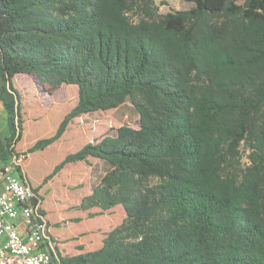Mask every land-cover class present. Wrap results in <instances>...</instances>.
Listing matches in <instances>:
<instances>
[{
	"label": "trees",
	"instance_id": "16d2710c",
	"mask_svg": "<svg viewBox=\"0 0 264 264\" xmlns=\"http://www.w3.org/2000/svg\"><path fill=\"white\" fill-rule=\"evenodd\" d=\"M187 1L162 13L155 0H0L11 130L0 160L22 136L18 75L41 97L70 101L29 153L95 111L140 117L115 134L104 126L59 164L102 161L79 204L102 246L70 255L57 243L54 264H264V0ZM108 213L124 219L109 227Z\"/></svg>",
	"mask_w": 264,
	"mask_h": 264
},
{
	"label": "rangeland",
	"instance_id": "374dc122",
	"mask_svg": "<svg viewBox=\"0 0 264 264\" xmlns=\"http://www.w3.org/2000/svg\"><path fill=\"white\" fill-rule=\"evenodd\" d=\"M162 13L173 9L192 6L187 0H155ZM165 1V3H163ZM243 3L244 0H239ZM19 85L23 130L17 141L20 149L27 151L39 138L54 135L61 122L70 111V101L53 102L49 97H39L31 81L21 76ZM140 117L127 106L106 112H92L83 116L79 123H69L57 144L49 151L30 153L28 174L35 182V187L46 198V211L51 219L53 229L58 228L61 235L68 239L67 248L71 253L94 250L102 246L101 235L97 232V222L88 217L79 208L83 195L90 191V184L101 173L102 161L90 158L88 161L69 162L62 167L59 164L68 154L80 150L90 142H97L107 134H115L118 127L129 124L138 127ZM250 153L246 143L240 147V166L249 164ZM106 218L111 227L121 222V214L108 213ZM60 235V236H61ZM60 236H58L60 238ZM83 249V250H82Z\"/></svg>",
	"mask_w": 264,
	"mask_h": 264
},
{
	"label": "built area",
	"instance_id": "2783aa9c",
	"mask_svg": "<svg viewBox=\"0 0 264 264\" xmlns=\"http://www.w3.org/2000/svg\"><path fill=\"white\" fill-rule=\"evenodd\" d=\"M27 152L17 151L7 161L0 160V264H53L52 254L45 248L48 224L42 211L37 189L19 176ZM23 220L27 234L18 227Z\"/></svg>",
	"mask_w": 264,
	"mask_h": 264
},
{
	"label": "crops",
	"instance_id": "0c3cea01",
	"mask_svg": "<svg viewBox=\"0 0 264 264\" xmlns=\"http://www.w3.org/2000/svg\"><path fill=\"white\" fill-rule=\"evenodd\" d=\"M21 76H25L27 80L31 81L30 78L27 76V75H18L16 77H14L13 79V84L15 86V88L18 90H20L19 88V85L17 83L18 81V78L21 77ZM32 83V81H31ZM33 85V83H32ZM33 89L36 91L34 85L32 86ZM37 93V91H36ZM38 94V93H37ZM39 95V94H38ZM39 97H41L39 95ZM42 98V97H41ZM54 102V101H53ZM20 106H21V103H20ZM24 108L21 107V110H23ZM11 136V130L9 129V126L7 124V115H6V110H5V105L3 103V101L0 99V142H2V145H5L6 144V140L8 138H10ZM22 137V136H21ZM41 139V138H39ZM39 139H37L36 141H38ZM35 141V142H36ZM58 141V140H57ZM57 141L56 143L52 144L48 149H45V150H39V151H35L36 153H39V152H44V151H49L53 146H55L57 144ZM15 149L17 151H24V152H27V159L25 160L24 162V166H23V169L19 172V176H21L23 179L27 180L28 182H30L33 186L35 185V182L33 179L30 178L29 174H28V167L31 166V162L29 163V158H30V153L26 150V149H20L18 147V144L16 143V146H15ZM33 153V152H32ZM92 158V157H90ZM89 158V159H90ZM2 161V160H1ZM81 162V161H79ZM102 169V167H101ZM91 185V184H90ZM35 187V186H34ZM36 188V187H35ZM90 188V186H89ZM37 189V188H36ZM37 191L39 192L40 196H41V199H42V211H43V214H44V217L47 221V224H48V237L47 239L45 240V248L47 250H51L52 248L55 247V245L57 243H60L64 248H65V252L67 254H70V255H73V254H78V253H81V252H85L86 250H83L81 252H76V253H71L68 251V248H67V243H68V239L61 235V232L58 228H55L53 229V225L51 223V219L50 217L48 216V213L46 211V207H45V203H46V198L43 196V194L41 193L40 190L37 189ZM90 193V191L88 192ZM87 193V194H88ZM86 194V195H87ZM84 196V195H83ZM82 196V197H83ZM82 199V198H81ZM81 202V201H80ZM85 212V211H84ZM87 213V212H86ZM88 215V214H87ZM89 217V216H88ZM90 218V217H89ZM93 220H96L95 218H91ZM108 220V219H107ZM97 222V225H98V221L96 220ZM17 227L24 233V234H27V226L26 224L23 222V220H18L17 222ZM109 227H111L109 225ZM97 232H98V226H97ZM99 233V232H98ZM100 234V233H99ZM61 235V236H60ZM101 235V234H100ZM60 236V238L58 237ZM7 239L6 236H0V245H2L5 240ZM101 240H102V235H101ZM99 249V248H98ZM96 250V249H94ZM87 251H93V250H87ZM54 264V263H53Z\"/></svg>",
	"mask_w": 264,
	"mask_h": 264
},
{
	"label": "water",
	"instance_id": "95a60500",
	"mask_svg": "<svg viewBox=\"0 0 264 264\" xmlns=\"http://www.w3.org/2000/svg\"><path fill=\"white\" fill-rule=\"evenodd\" d=\"M18 103H19V101H18V99H17V105H18Z\"/></svg>",
	"mask_w": 264,
	"mask_h": 264
}]
</instances>
